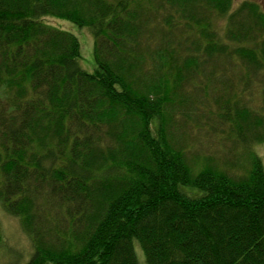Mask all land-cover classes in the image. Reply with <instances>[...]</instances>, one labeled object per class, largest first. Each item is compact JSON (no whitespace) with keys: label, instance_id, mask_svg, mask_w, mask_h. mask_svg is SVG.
<instances>
[{"label":"trees","instance_id":"trees-1","mask_svg":"<svg viewBox=\"0 0 264 264\" xmlns=\"http://www.w3.org/2000/svg\"><path fill=\"white\" fill-rule=\"evenodd\" d=\"M233 5L0 0V204L31 241L27 264H140L137 246L144 264H264L251 150L264 143V11ZM46 18L89 30L92 72ZM216 82L236 88L214 106L246 153L237 175L192 164L178 141L186 88Z\"/></svg>","mask_w":264,"mask_h":264},{"label":"rangeland","instance_id":"rangeland-1","mask_svg":"<svg viewBox=\"0 0 264 264\" xmlns=\"http://www.w3.org/2000/svg\"><path fill=\"white\" fill-rule=\"evenodd\" d=\"M243 1L259 3L264 11V0H234L233 8ZM44 21L70 32L78 39L81 67L87 72H92L95 66L93 40L89 30L60 19L46 18ZM215 25L218 32L222 34L226 21L222 18L216 21ZM199 86L204 88L205 85ZM202 88L198 90L191 87L186 88L190 108L185 109L183 117L178 119L183 121V124L179 123L178 125L176 122L175 126L179 129L177 132L178 141L183 145L185 155L188 160L192 161V164L195 159L197 161L207 160L219 169L228 170L236 175L241 174L248 167L246 153L232 140L233 138L229 137L226 127L215 122L216 112L214 106L219 98L223 99L228 96V90L236 91V88L230 89L219 82L214 83L208 89L204 88L202 90ZM255 103H258V98L253 100V104ZM178 114L180 112H176L174 116ZM205 122L212 126L207 127ZM251 150L260 158L264 167V143L252 144ZM190 193L192 194V192ZM0 226L3 234V243L0 246V264H27L33 253L31 241L22 231L19 220L9 215L1 204ZM136 254L140 264H144L143 253L139 246L136 247Z\"/></svg>","mask_w":264,"mask_h":264}]
</instances>
